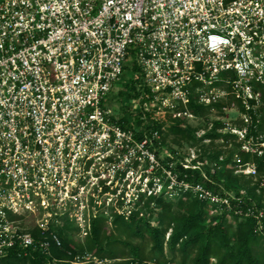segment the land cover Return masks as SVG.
I'll use <instances>...</instances> for the list:
<instances>
[{"label":"built area","instance_id":"built-area-1","mask_svg":"<svg viewBox=\"0 0 264 264\" xmlns=\"http://www.w3.org/2000/svg\"><path fill=\"white\" fill-rule=\"evenodd\" d=\"M134 65L148 88L135 109L157 121L192 100L235 96L255 108L264 0H0V258L39 251L51 264H112L88 250L55 257L60 230L85 243L75 233L152 197L191 193L217 212L233 208L230 195L179 178L160 130L117 113L111 93ZM250 215L264 229V210Z\"/></svg>","mask_w":264,"mask_h":264},{"label":"trees","instance_id":"trees-1","mask_svg":"<svg viewBox=\"0 0 264 264\" xmlns=\"http://www.w3.org/2000/svg\"><path fill=\"white\" fill-rule=\"evenodd\" d=\"M132 70L136 73L140 72L138 65H134L131 72ZM144 91H148V88L144 84L142 75H139L126 81L120 95L133 99ZM257 92L261 102L255 108L251 106L248 109L240 99L229 96L227 102L222 100L214 106H205L192 100L187 107L181 106L177 109L181 112L188 110L194 115H204L209 107H218L224 112L225 107L236 104L243 113H248L251 117L244 139L234 144V149L227 158L222 159V150H215L207 157L208 162L214 163L215 166L207 165V161L202 157L195 161L202 160L201 168L206 169L205 173L196 164L189 163V155L185 156L172 148L167 140V136H170L175 143L180 144L181 140L198 139L197 130H188L184 121L176 116L169 117V122L157 121L148 112H141L135 117V122L144 130L161 131L162 146L169 148L172 157L168 159L175 163L176 171L181 173L179 178L201 182L216 192L230 195L232 209L210 216L207 211L215 210V206L209 207L207 201L191 193H186L179 200L167 199L163 196L152 197L144 205L134 209L128 217L117 216L113 220V223L121 227L122 234H127V239L115 237L108 225L103 223L104 219L99 218L94 221L92 233L86 242L78 245H75L73 238L62 228L60 234L64 245L63 248H53V255L60 259H71L77 252L88 250L100 257L113 259L112 264H148L147 261L150 260L169 263L167 256L169 251L172 255H181V264H264V229L259 228L258 217L245 216L251 208L256 213L264 210L263 196L257 194L261 182L251 185L252 173L235 174V170L229 167L234 160V154L238 153L240 165L254 164L258 176L261 178L264 176V151L260 153L261 149L253 151L243 147V143L251 142L259 131L264 132V83L259 85ZM252 103L255 104V101L252 100ZM226 127L224 121L216 120L213 127L200 140L209 139L213 143L219 138L226 141L238 138L239 135L231 131L222 133ZM240 127H243V124ZM231 191H234L235 195ZM245 191L247 193H244ZM149 210L151 216L156 217V223L145 219L144 214ZM236 210H241L242 214L236 213ZM230 216L237 221L235 229H232V225L228 222ZM170 230L171 235L167 240V233ZM34 232L36 234L37 231ZM147 243L151 244L149 255L145 249ZM0 264H51V257L39 251L22 256L12 252L8 257L0 258Z\"/></svg>","mask_w":264,"mask_h":264},{"label":"rangeland","instance_id":"rangeland-1","mask_svg":"<svg viewBox=\"0 0 264 264\" xmlns=\"http://www.w3.org/2000/svg\"><path fill=\"white\" fill-rule=\"evenodd\" d=\"M128 73V76H127ZM133 75V73L131 72V70H127V72H125V74L123 75L122 79L120 82L117 83L118 89H116L115 94L114 92L111 93V96L114 98V101L112 100V105H114V107L117 109V113H119L120 116H124V115H128L129 119L133 122H135V117L137 114H141V112H143L140 108L135 109L136 107H138V103L133 100V99H129L128 97H122L120 95L121 90H124V84L126 83V81L131 78ZM227 100L229 99H224V102H227ZM151 107V109H154L155 112L157 110L156 106L149 105ZM154 112V114H155ZM161 115H163V112H161ZM160 115V116H161ZM172 116H176L179 117L180 119H182L184 121V125H187L188 130L190 131H196V135L198 137V139H186V140H181V143H175L173 140V137L167 136V140L168 143H170V146L178 151H180L181 153H183L185 156L189 155V163L190 164H196L197 167L201 168L203 167V162L201 161H197L195 162L197 159H202L207 161V165H210L213 167L214 163L211 164V162H208V156L210 154V152L215 151V150H222L223 151V158H227V155L230 154V152L234 149V144L235 143H240L242 142V140L244 139L243 133H245V129H247L249 127L250 124V120H247L244 116V113L240 110V108L236 105V104H232V105H228L227 109H224V112H222L218 107H209V109L206 111V114L204 115H194L191 116L190 114H185L183 112H181L180 110L176 109H171L169 112H166V121L164 122H169V119ZM170 117V118H169ZM248 118H250V116L248 115ZM216 120H222L225 123H228L229 126L228 128H225L222 130V133H226L229 131V129L231 127H237L238 128V134L239 136H237L238 138L236 139H230L229 141L224 140L223 138H219L217 140H215L213 143L210 142L209 139L206 140H200L201 137H203L207 131H209V129H211L213 127V123ZM241 121H243V123H241ZM136 123V122H135ZM241 124H243V127H240ZM242 131V132H240ZM167 132L165 131V134ZM264 132L259 131L258 135L255 136L251 142H245L243 143V147H247L250 148L252 150H258L261 149V151H264ZM208 144H211L210 146ZM215 166V165H214ZM229 167L233 168L235 170V174H240L241 172H248L251 171L252 172V184L257 183L258 181L261 182L260 184V188L257 190V194L260 196H263V202H264V176L263 178L258 176V173H254L253 170V166L249 165V166H242L239 164V154L235 153L234 154V160L232 163L229 164ZM203 169V168H201ZM206 169H203V172L205 173ZM250 178V177H249ZM248 178V179H249ZM233 195H235L234 191H231ZM244 193H247L246 191ZM181 198V194L180 195H174L173 199L174 200H179ZM209 211H207V213L209 212L210 216H214L216 215L218 212L216 210L213 209H208ZM221 214V213H219ZM145 219L146 220H150L152 223H156V217L151 216L150 210L148 213H145ZM103 223L105 225H108L109 229L111 230V232L114 233L115 237L117 238H121V239H127V234H122V229L112 222L110 223V220L103 218ZM228 222L229 224L232 225V229H235L237 221L234 217H229L228 218ZM171 231V230H170ZM169 231V232H170ZM167 233V239H168V234ZM77 240H80L81 238L84 239V241L86 242L88 236H86L85 233L83 232H77L75 233ZM171 235V234H170ZM169 235V237H170ZM150 247L151 244L147 243L145 244V249H146V253L149 255L150 254ZM167 250V248H166ZM120 251V250H119ZM127 251V249H126ZM121 253V252H120ZM167 256H168V261H170L169 263H160V264H181L182 261V257L181 255H172L169 253V251H167ZM114 262V261H113ZM112 262V263H113Z\"/></svg>","mask_w":264,"mask_h":264}]
</instances>
